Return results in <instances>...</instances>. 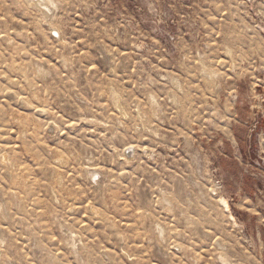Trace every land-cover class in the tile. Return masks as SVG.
<instances>
[{"label": "rangeland", "instance_id": "rangeland-1", "mask_svg": "<svg viewBox=\"0 0 264 264\" xmlns=\"http://www.w3.org/2000/svg\"><path fill=\"white\" fill-rule=\"evenodd\" d=\"M43 1L0 0V264H264V0Z\"/></svg>", "mask_w": 264, "mask_h": 264}, {"label": "bare ground", "instance_id": "bare-ground-1", "mask_svg": "<svg viewBox=\"0 0 264 264\" xmlns=\"http://www.w3.org/2000/svg\"><path fill=\"white\" fill-rule=\"evenodd\" d=\"M40 3L45 4V6H47L46 2L43 1V0H40ZM47 7H48V6H47ZM221 202H222V205L225 207V209H226V210H229V208H228V204H227V201H226L224 198L221 199ZM231 217L233 218V216L230 215V218H231Z\"/></svg>", "mask_w": 264, "mask_h": 264}]
</instances>
